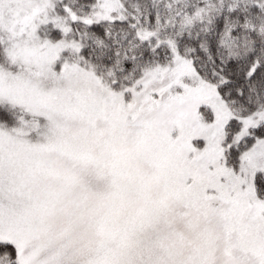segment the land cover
<instances>
[{"label": "snow or ice", "instance_id": "snow-or-ice-1", "mask_svg": "<svg viewBox=\"0 0 264 264\" xmlns=\"http://www.w3.org/2000/svg\"><path fill=\"white\" fill-rule=\"evenodd\" d=\"M0 264H264V0H0Z\"/></svg>", "mask_w": 264, "mask_h": 264}]
</instances>
